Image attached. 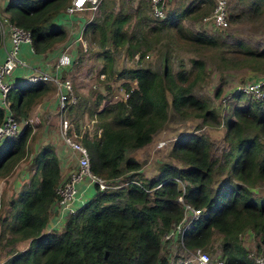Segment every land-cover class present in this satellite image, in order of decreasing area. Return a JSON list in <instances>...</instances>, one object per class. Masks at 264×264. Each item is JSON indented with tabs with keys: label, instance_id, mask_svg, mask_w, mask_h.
<instances>
[{
	"label": "trees",
	"instance_id": "1",
	"mask_svg": "<svg viewBox=\"0 0 264 264\" xmlns=\"http://www.w3.org/2000/svg\"><path fill=\"white\" fill-rule=\"evenodd\" d=\"M69 2L7 0L3 10L30 30L35 51L46 53L66 35L57 17ZM106 11L102 23L89 20L83 31L98 27L100 45L109 40L113 45L123 43L128 38L124 29L127 15ZM168 18L173 21L170 15L160 19L164 23ZM174 26L180 27L178 23ZM185 38L193 44L214 42L213 37L203 32H188ZM260 52L264 54V47ZM78 59L75 57L73 63ZM163 63L161 75L145 65L122 68L121 76L134 79L136 85L131 87L124 80L123 85L129 89L125 99L90 111L96 114L101 132L97 138H82L94 171L105 177L134 176L137 182L128 181L115 189L97 187L85 203L67 214L63 228L45 230L61 173L53 147L42 144L32 157L36 167L30 180L21 185L17 197L11 198V210L2 218L12 232L10 238L28 239V244L23 248L12 247L2 264H168V258L160 254L161 238L183 216V207L176 199L181 191L177 178L184 182L185 199L203 210L184 229L183 244L205 246L217 231L221 234L220 247L226 264H258L240 232L252 229L256 235L264 234V190L261 194L252 190L257 180H264V97L250 98L244 105L233 107L235 117L226 120L225 135L230 143L226 157L228 175L216 187L211 186L214 161L208 143L195 131L181 132L171 146V153L183 160L184 166L162 161L156 173L145 176L139 170L142 162L127 154L126 149L147 144L165 121L169 104L165 89L171 93L170 104L175 110L193 109L203 121L219 122L214 109L208 108L206 101L191 90L203 68L201 59L192 58L195 74L183 67L173 73L167 55ZM105 66L100 70L108 73ZM49 88L51 85L46 81L18 79L7 93L10 109L17 118L27 117L32 105ZM234 93L237 97L243 95L242 91ZM103 94H97V104ZM2 116L0 106V121ZM245 127L250 132H245ZM30 130L26 124L19 134L1 142L0 176L8 174L27 153ZM148 188H152V194Z\"/></svg>",
	"mask_w": 264,
	"mask_h": 264
},
{
	"label": "rangeland",
	"instance_id": "2",
	"mask_svg": "<svg viewBox=\"0 0 264 264\" xmlns=\"http://www.w3.org/2000/svg\"><path fill=\"white\" fill-rule=\"evenodd\" d=\"M6 1L0 0V12H3ZM215 1L167 0L166 13L173 19L170 21L168 18L167 22L178 23L180 27L163 23L162 19L154 17L148 0H103L97 9L85 7L70 11L71 13L64 9L58 15L57 20L63 23L66 35L55 44L54 50L59 51L63 48L71 56L79 57L67 70L76 94V101L68 107L67 117L72 121L82 120L83 123H89L91 127L90 129L88 126L85 127L82 138L99 136L98 119L91 120L95 117V113L92 114L90 111L100 108L113 89L125 87L124 80H128L131 86L136 85L134 79L121 76L122 68L145 65L161 75L163 60L167 55L173 73L183 67L187 70L192 69L195 74L192 58H198L203 62V68L194 79L191 90L197 97L206 101L208 108L214 109L219 122H205L193 109L182 112L175 110L170 104L171 93L167 88L165 93L169 104L165 121L154 131L147 144L137 148L128 147L126 153L142 162L139 170L148 177L157 172L158 165L162 161L184 166L186 163L171 153V146L181 132L195 131L205 137L210 157L214 161L211 186L216 187L228 175L229 162L226 157L229 155L230 143L225 135L226 120L235 117L233 107L244 105L250 98L254 99L243 91V95L237 97L234 89L249 79L264 75V54L260 52L264 47V0H226L228 12L226 27H215L210 19H204L205 15L212 12ZM104 10L127 15L124 29L128 31V38L123 43L113 45L109 40L105 45H100L101 33L98 27H90L83 31L84 25L89 20L102 23ZM192 31L203 32L213 37L214 42L193 44L185 38V33ZM79 34H82V39L77 37ZM146 52L149 53L148 57L144 56ZM136 53L139 55L138 59ZM104 64L108 73L103 71L104 76H101L100 67ZM53 90L56 92V89ZM98 93L105 95L100 104L95 102ZM35 106L28 114V121L32 125L36 123L39 125L35 128L33 138L28 140L27 153L15 163L8 174L0 176V264L12 247L23 248L28 244V239L13 241L10 238L12 232L7 229V224L2 222V218L11 210V198L17 197L21 185L30 180L36 167L32 162L36 151L44 143L52 144L51 134L54 132V125L52 122L47 123L48 112L40 114L43 123L35 121L33 115H38L37 112L33 113ZM55 115L49 113L50 120L53 118L55 120L57 117ZM30 123L29 126L32 128ZM44 123H47L46 132H42ZM58 127L56 126L57 129ZM244 131L250 132L249 127H245ZM160 141L161 145H159ZM53 149L56 152L55 147ZM179 186L181 187V183ZM95 190L94 185L88 188V199ZM252 190L256 194H261L264 190V180H257ZM148 191L152 194V188H148ZM60 221L61 219H58V223ZM241 237L250 249H253L258 242V237L247 231L242 232ZM179 244L174 246L173 252H169L166 241H161L160 254L172 253L174 261L180 259L177 256L185 257ZM220 246L221 234L216 231L204 249L215 253L220 250Z\"/></svg>",
	"mask_w": 264,
	"mask_h": 264
},
{
	"label": "built area",
	"instance_id": "3",
	"mask_svg": "<svg viewBox=\"0 0 264 264\" xmlns=\"http://www.w3.org/2000/svg\"><path fill=\"white\" fill-rule=\"evenodd\" d=\"M166 1L167 0H148L151 13L154 17L163 18L166 16ZM100 2L101 0H71V3L65 7V10L71 13L70 11L83 9L85 7L97 9ZM227 18L226 0H216L212 12L204 16V19H210L215 27H226L228 25ZM0 37V45H5L4 55L0 57V106L3 108V116L0 121V144L4 139L19 134L24 129L25 125L30 123V121H28V116L17 118L10 109V100L7 97V93L11 86L18 80H15L13 77L15 69L27 68L29 73H27L24 78L28 81H48L54 84L56 88V109L60 119V133L64 143L76 156L75 167L57 183L55 188L56 194L49 207V216L46 223L48 225V230L54 228L59 229L63 225L67 214L74 212L88 200L87 191L91 185L99 189H115L122 184H126L128 181L137 182V179L134 176H123V174L115 177H105L91 168L88 148L82 140L85 127L88 126L90 129L91 126L89 123H83L82 120L72 121L67 117L68 107L76 101V94L71 77L69 73H67L68 69L66 70V68L73 65L75 57L71 56L66 49L62 48L55 56L50 69H42L31 64L22 53L23 43H28L30 52L36 53L32 45L30 30L13 21L4 10L0 12ZM77 37L82 39V34L77 35ZM144 56L148 57L149 53L146 52ZM138 58L139 55L136 53V59ZM100 75L104 76V72L101 71ZM131 87H133V85ZM235 91L247 92L254 99L263 98L264 75L245 81L242 85L235 87L234 92ZM128 94L129 89L126 87L113 89L109 98L102 102L101 107L111 102L125 99ZM94 116L95 117L91 118V120L95 121L97 117L95 114ZM34 120L37 121V117H34ZM34 128L35 125H32L30 131L32 132ZM89 129L88 132H90ZM98 131L101 132L100 126L98 127ZM161 144L160 141L159 145ZM177 180L179 184L181 183V187L179 186L181 191L177 194L176 199L183 207V216L165 231L161 241H166V247L169 249V252H173L174 246L180 243L179 245L183 250L182 254L184 253L185 257L182 258L181 256H177V258L180 259L174 261L172 258L173 254L166 253L164 256L168 258V264H181L185 262L194 264H226L221 247L220 250L214 253L204 249L205 246L198 245L186 247L183 244L182 234L184 229L189 227L193 220H195L203 210L185 199L184 182L179 178H177ZM80 182L84 183V186L81 188L78 186ZM58 219H61L59 223ZM244 231L258 237L256 246L253 249L249 248V253L258 264H264V234L261 236L256 235L252 229H244L242 232ZM242 232H240V235Z\"/></svg>",
	"mask_w": 264,
	"mask_h": 264
},
{
	"label": "crops",
	"instance_id": "4",
	"mask_svg": "<svg viewBox=\"0 0 264 264\" xmlns=\"http://www.w3.org/2000/svg\"><path fill=\"white\" fill-rule=\"evenodd\" d=\"M78 32V31H76ZM5 45H0V57H3L4 55V48ZM28 43H23L22 45V53L23 55L27 58V60L35 65L36 67H40L42 69H50L52 62L54 61L55 56L58 53V50L55 51L53 48L50 51H47L46 53H31L29 48H28ZM55 53H54V52ZM54 53V54H53ZM70 67H67V69H69ZM65 70V71H66ZM29 73L27 68H18L15 69L13 77L14 79H22L25 77V75ZM51 84V83H50ZM53 84H51V88H49V90H47V92H44L35 102L34 105H32V109L35 106V111L33 112L34 114L37 112L38 115H33L35 117H37L38 122L43 123V119L41 118L40 114H44L46 112H48V116H47V123L52 122L54 125V132L51 134V145L52 147H55V150L57 152L58 158H59V167H60V172L62 177H64L65 175H67L68 172H70L76 165V156L74 154V152L68 147L66 146V144L64 143L62 137H61V133L59 131L60 125H59V113L56 109V100H57V92H55L53 89L54 88ZM51 89V90H50ZM31 109V110H32ZM31 112V111H30ZM29 112V113H30ZM49 113H51V115L54 113L57 115V117H55V120L53 118V120H50V116ZM55 115V116H56ZM40 116V118H39ZM44 123L42 126V132H46V124ZM35 128L38 127V123L34 124ZM56 126L58 127V129L56 128ZM99 127V126H98ZM35 128L32 130V132L29 135V139L33 138L34 132H35ZM59 131V132H58ZM98 134H100V131H98ZM32 136V137H31ZM43 137V134H42ZM32 153V152H31ZM73 157L74 159H72L71 157ZM61 177V178H62ZM79 188L84 186V183L80 182L78 184ZM51 221V220H48ZM48 225L46 224L45 226V230H48ZM60 229V228H59Z\"/></svg>",
	"mask_w": 264,
	"mask_h": 264
},
{
	"label": "clouds",
	"instance_id": "5",
	"mask_svg": "<svg viewBox=\"0 0 264 264\" xmlns=\"http://www.w3.org/2000/svg\"><path fill=\"white\" fill-rule=\"evenodd\" d=\"M46 82H48V81H46ZM96 115V114H95ZM97 117V116H96Z\"/></svg>",
	"mask_w": 264,
	"mask_h": 264
}]
</instances>
